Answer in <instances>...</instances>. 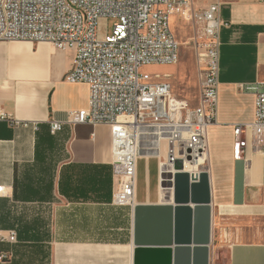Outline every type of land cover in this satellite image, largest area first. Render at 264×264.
<instances>
[{
    "label": "crops",
    "instance_id": "crops-1",
    "mask_svg": "<svg viewBox=\"0 0 264 264\" xmlns=\"http://www.w3.org/2000/svg\"><path fill=\"white\" fill-rule=\"evenodd\" d=\"M211 1L197 0L200 8ZM219 3L226 24L208 129L210 253L213 264L216 248L221 264H264V144L256 147L247 127L238 154L233 146L234 126L254 118V95L240 85L264 82V2ZM72 58L48 42L0 41V230L15 232L0 241L8 255L0 264H164L138 250L172 248L173 202L159 183L165 144L139 153L134 204L113 205L109 125L67 123L88 103L87 85L65 80ZM52 120L64 123L54 134Z\"/></svg>",
    "mask_w": 264,
    "mask_h": 264
},
{
    "label": "built area",
    "instance_id": "built-area-1",
    "mask_svg": "<svg viewBox=\"0 0 264 264\" xmlns=\"http://www.w3.org/2000/svg\"><path fill=\"white\" fill-rule=\"evenodd\" d=\"M192 5L193 0H0V41L48 42L73 50L65 80L86 84L88 103L86 108L71 111L67 123L109 125L115 206L134 204L136 159L143 137H154L143 150H156L159 140H166L159 183L171 193L175 160L180 159L183 168L185 164L195 166L188 172L194 180L203 170L197 164L208 160V129L217 115L220 30L226 23L220 18L219 0L197 12ZM178 12L194 27L195 106L172 92L168 74L140 70L144 65L178 61L179 43L170 26L171 16ZM109 18L114 19L112 31L100 33V22ZM240 89L254 95V118L250 124L234 126L237 154L247 127L253 144H264V82L241 84ZM0 119L6 115L0 113ZM63 125L52 120L49 130L54 134ZM14 240V231L0 230V241ZM7 258L0 251V262ZM209 264H213L211 253Z\"/></svg>",
    "mask_w": 264,
    "mask_h": 264
},
{
    "label": "water",
    "instance_id": "water-1",
    "mask_svg": "<svg viewBox=\"0 0 264 264\" xmlns=\"http://www.w3.org/2000/svg\"><path fill=\"white\" fill-rule=\"evenodd\" d=\"M173 169L172 248L142 246L138 252L145 255L146 262L161 257L164 264H169L171 258L172 264H209L212 238L209 173L202 170L196 180L190 179L180 159L174 161Z\"/></svg>",
    "mask_w": 264,
    "mask_h": 264
},
{
    "label": "rangeland",
    "instance_id": "rangeland-1",
    "mask_svg": "<svg viewBox=\"0 0 264 264\" xmlns=\"http://www.w3.org/2000/svg\"><path fill=\"white\" fill-rule=\"evenodd\" d=\"M198 2L197 0H193L192 10L194 12L200 11L202 9L198 6ZM113 24L114 19L112 18H109L108 20H102L100 22V33H103V31L105 30L106 33H110L112 31ZM170 26L179 43L178 61L175 64L144 65L140 70L152 75L156 73L160 75L163 73H167L169 76L168 81L170 83L172 92L176 96L187 100L191 106H195L198 96V76L196 58L191 41L194 27L191 23V20L181 12L173 15V18L170 21ZM153 140L154 137L151 136L141 138L140 152L143 151V147H148V145H150ZM161 142L165 144V154L167 149L166 140L162 138ZM157 148H159L158 145ZM158 150L159 149H157V151ZM207 168L208 167H206L205 169ZM211 247L213 248V246ZM220 250L221 249L217 248L215 250V257L217 258L218 264H221L223 257L222 251Z\"/></svg>",
    "mask_w": 264,
    "mask_h": 264
},
{
    "label": "bare ground",
    "instance_id": "bare-ground-1",
    "mask_svg": "<svg viewBox=\"0 0 264 264\" xmlns=\"http://www.w3.org/2000/svg\"><path fill=\"white\" fill-rule=\"evenodd\" d=\"M122 119V117H120V119L119 120H121ZM162 140V139H161ZM158 149V148H157ZM156 149V150H157ZM155 150V151H156ZM156 154V153H155ZM208 160H206V163H203V162H199L198 164H197V169L199 170V169H205L206 167H208V162H207ZM195 169V166H190V165H188V164H185L184 165V170L185 171H187V172H190V171H193ZM162 193H163V195L164 196H166L167 194H169V196L170 197H172V195H171V192H170V190L168 189V188H162Z\"/></svg>",
    "mask_w": 264,
    "mask_h": 264
}]
</instances>
